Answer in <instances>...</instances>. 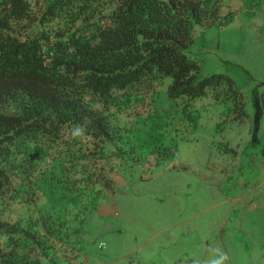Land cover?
<instances>
[{
	"label": "trees",
	"instance_id": "16d2710c",
	"mask_svg": "<svg viewBox=\"0 0 264 264\" xmlns=\"http://www.w3.org/2000/svg\"><path fill=\"white\" fill-rule=\"evenodd\" d=\"M227 1L0 0V264L78 263L81 224L129 152L124 133L166 78L185 109L210 97L248 116L235 81L199 78L186 52L198 26L231 21Z\"/></svg>",
	"mask_w": 264,
	"mask_h": 264
},
{
	"label": "rangeland",
	"instance_id": "374dc122",
	"mask_svg": "<svg viewBox=\"0 0 264 264\" xmlns=\"http://www.w3.org/2000/svg\"><path fill=\"white\" fill-rule=\"evenodd\" d=\"M228 1L231 21L198 26L186 52L199 78L235 81L248 116L210 97L185 109L166 78L124 133L129 152L81 224L77 264H264V0Z\"/></svg>",
	"mask_w": 264,
	"mask_h": 264
},
{
	"label": "built area",
	"instance_id": "2783aa9c",
	"mask_svg": "<svg viewBox=\"0 0 264 264\" xmlns=\"http://www.w3.org/2000/svg\"><path fill=\"white\" fill-rule=\"evenodd\" d=\"M101 246H103V244H101Z\"/></svg>",
	"mask_w": 264,
	"mask_h": 264
},
{
	"label": "clouds",
	"instance_id": "9594fccd",
	"mask_svg": "<svg viewBox=\"0 0 264 264\" xmlns=\"http://www.w3.org/2000/svg\"><path fill=\"white\" fill-rule=\"evenodd\" d=\"M217 264H218V262H217Z\"/></svg>",
	"mask_w": 264,
	"mask_h": 264
}]
</instances>
